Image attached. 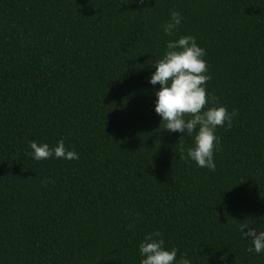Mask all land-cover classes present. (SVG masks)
I'll use <instances>...</instances> for the list:
<instances>
[{"label":"trees","instance_id":"16d2710c","mask_svg":"<svg viewBox=\"0 0 264 264\" xmlns=\"http://www.w3.org/2000/svg\"><path fill=\"white\" fill-rule=\"evenodd\" d=\"M180 36L206 52L204 110L237 113L215 171L153 110ZM61 139L78 160L28 155ZM241 226L264 230V0H0V264H140L153 231L191 264H264Z\"/></svg>","mask_w":264,"mask_h":264},{"label":"clouds","instance_id":"9594fccd","mask_svg":"<svg viewBox=\"0 0 264 264\" xmlns=\"http://www.w3.org/2000/svg\"><path fill=\"white\" fill-rule=\"evenodd\" d=\"M143 2V0H141ZM183 17L179 11L172 10L168 21L163 25L165 36H173L182 23ZM205 49L197 44L193 36H180L165 43L163 57L153 62L155 69L148 83L159 85L155 92L154 112L161 118L165 130L189 136L193 146L187 149V158L200 168L215 171L214 153L219 148V138L216 135L218 127H231L236 111L231 113L223 107H210L206 82L210 80L207 74V61L204 59ZM186 115L189 118H185ZM31 151L28 153L34 160L49 158L73 161L79 159V153L66 148L61 139L50 147L47 143L31 141ZM135 224L127 225L128 230H134ZM247 229V231H245ZM242 239L251 241L248 251L257 255L264 254V230L255 227L241 226ZM179 249H168L160 231L145 234L138 246L141 257L140 264H191L186 254Z\"/></svg>","mask_w":264,"mask_h":264}]
</instances>
